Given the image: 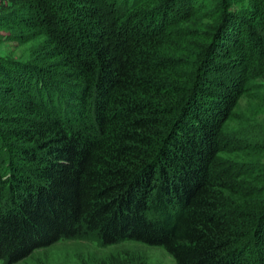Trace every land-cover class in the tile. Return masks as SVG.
Listing matches in <instances>:
<instances>
[{
  "label": "trees",
  "instance_id": "1",
  "mask_svg": "<svg viewBox=\"0 0 264 264\" xmlns=\"http://www.w3.org/2000/svg\"><path fill=\"white\" fill-rule=\"evenodd\" d=\"M0 2V28L43 38L0 56V261L94 233L264 264V188L234 192L217 161L243 93L230 61L264 59V0Z\"/></svg>",
  "mask_w": 264,
  "mask_h": 264
},
{
  "label": "rangeland",
  "instance_id": "2",
  "mask_svg": "<svg viewBox=\"0 0 264 264\" xmlns=\"http://www.w3.org/2000/svg\"><path fill=\"white\" fill-rule=\"evenodd\" d=\"M6 5L9 3L0 2V15L7 13L3 11L8 7ZM24 36H18L7 27L0 28V56L23 61L33 50L41 48L43 38L27 39ZM230 62L228 69L233 71L232 74L238 73L241 78L244 76L241 84L243 93L232 99L228 120L222 126L223 143L217 161L230 171L232 178L228 184L231 189L245 195L250 189L256 192L259 187L264 188V59L257 65H251L250 69H245L247 63L244 64L242 60ZM247 169L259 170L251 175L248 182ZM245 184L247 187L244 188ZM112 261L124 264H175L162 247L129 240L103 245L94 233L60 239L34 250L20 261H0V264H109Z\"/></svg>",
  "mask_w": 264,
  "mask_h": 264
}]
</instances>
